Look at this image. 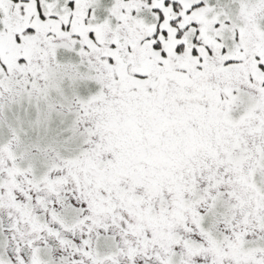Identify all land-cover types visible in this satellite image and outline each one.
<instances>
[{"label":"snow or ice","instance_id":"6c2138e0","mask_svg":"<svg viewBox=\"0 0 264 264\" xmlns=\"http://www.w3.org/2000/svg\"><path fill=\"white\" fill-rule=\"evenodd\" d=\"M0 264H264V0H0Z\"/></svg>","mask_w":264,"mask_h":264}]
</instances>
